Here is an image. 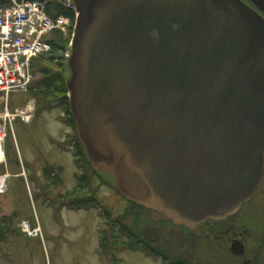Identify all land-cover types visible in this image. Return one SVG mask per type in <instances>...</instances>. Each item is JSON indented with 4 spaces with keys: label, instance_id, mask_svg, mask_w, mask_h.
I'll return each mask as SVG.
<instances>
[{
    "label": "water",
    "instance_id": "95a60500",
    "mask_svg": "<svg viewBox=\"0 0 264 264\" xmlns=\"http://www.w3.org/2000/svg\"><path fill=\"white\" fill-rule=\"evenodd\" d=\"M69 1L65 86L93 169L153 221L236 211L264 176V18L241 0Z\"/></svg>",
    "mask_w": 264,
    "mask_h": 264
},
{
    "label": "rangeland",
    "instance_id": "374dc122",
    "mask_svg": "<svg viewBox=\"0 0 264 264\" xmlns=\"http://www.w3.org/2000/svg\"><path fill=\"white\" fill-rule=\"evenodd\" d=\"M63 60H55L53 64ZM38 77L35 74L34 79ZM31 98L29 89L14 90L9 94L8 107L14 110ZM34 100L32 120L24 122L17 118L12 122L5 148L6 167L0 165V175L4 172L7 176L6 186H3L6 189L0 193L1 229L14 233L12 237L7 236L9 239L0 238V264H178L175 252L162 240L149 242L156 253L125 248L132 240L131 231L136 238L146 240L141 228L149 221V209L125 199L112 184L100 183L98 177L92 175V170L97 171L91 170V164L82 158L83 170L75 179L79 169L71 151L58 147V142L67 138L74 141L73 127L63 121L60 106L43 110ZM1 107L0 101V110ZM46 171L50 176L45 175ZM86 183L90 184V195L100 202L97 208L61 206L69 201L75 187H84L78 197L87 196ZM25 219L37 223L43 237L21 234L19 225ZM103 229L106 249L109 251L110 247L113 251L117 247V263L100 257L96 250L100 247L98 232ZM115 240L121 241L120 244L115 245ZM118 247L122 248L119 252ZM195 255L197 259L188 264H209L203 260L205 253L201 254L203 257Z\"/></svg>",
    "mask_w": 264,
    "mask_h": 264
},
{
    "label": "built area",
    "instance_id": "2783aa9c",
    "mask_svg": "<svg viewBox=\"0 0 264 264\" xmlns=\"http://www.w3.org/2000/svg\"><path fill=\"white\" fill-rule=\"evenodd\" d=\"M57 4L74 11L69 0H0V163L5 161V140L12 121L16 117L29 121L33 111L32 101L10 110L9 94L27 89L34 78L33 59L51 51L54 31L65 34L71 27V17L57 12ZM5 179L0 176V191ZM20 227L28 236H41L39 225L32 226L28 220H22Z\"/></svg>",
    "mask_w": 264,
    "mask_h": 264
},
{
    "label": "flooded vegetation",
    "instance_id": "af4514ba",
    "mask_svg": "<svg viewBox=\"0 0 264 264\" xmlns=\"http://www.w3.org/2000/svg\"><path fill=\"white\" fill-rule=\"evenodd\" d=\"M241 1L264 18V10L250 0ZM149 211V221L145 226L155 230L149 234L152 239L142 233L147 240L145 242L155 243L162 240L175 252L178 264H188L189 261L196 260V253L200 257L205 253L203 260L206 259L209 264H264V176L257 190L236 211L219 219L207 218L189 226L174 224L162 213L153 221L154 211ZM171 228L176 230V234L169 231ZM162 229L165 235L161 234ZM9 231L11 230H1L0 238L11 236Z\"/></svg>",
    "mask_w": 264,
    "mask_h": 264
},
{
    "label": "trees",
    "instance_id": "16d2710c",
    "mask_svg": "<svg viewBox=\"0 0 264 264\" xmlns=\"http://www.w3.org/2000/svg\"><path fill=\"white\" fill-rule=\"evenodd\" d=\"M56 4V3H53ZM58 6V7H57ZM56 11L61 12L64 14H67L71 17V23L73 21V13L72 11H67L58 4L56 5ZM72 29L69 27L67 32L64 34L61 31H54L53 33V40H51V51L44 55L37 58H34L32 61V68L34 76L35 74H38L39 77L36 79H33L32 83L29 86V92H31L32 96L42 105L43 110H47V108L60 106L62 108V111L64 112L63 115V121L67 123V126H72L74 129L75 136L74 141L72 139L67 138L64 142H58L59 148L62 150H70L73 158L74 163L76 167L79 169V172H76L75 179L79 177L80 170H83L81 168V158L86 163L89 164V162L86 159L83 146L81 142L78 140V137L76 135L75 131V123L72 115L70 114L69 107H68V98H67V90L65 86V80L68 76V68L66 65V60L63 58L64 52L68 48V42L70 40ZM64 59V62H57V65H54L55 60ZM54 65V66H53ZM54 102V103H53ZM70 136V135H69ZM89 167L91 170L93 169L90 165ZM48 171V170H47ZM45 172V175H48V172ZM92 175L95 177L97 176L100 183H106V179L99 174L98 172H95L92 170ZM54 183H57L56 179H54ZM88 183H86V186L88 188V194L85 197H78V195L81 193V190H84V187H75L73 194L68 198V202H63L61 206H65L70 209H89V208H95L96 205L100 203L95 196L90 195L91 189H89ZM85 186V187H86ZM78 188V189H77ZM93 194V193H92ZM132 202V201H130ZM135 202H133L134 204ZM2 224L0 223V231L2 230ZM130 230V229H129ZM131 231V230H130ZM100 234V247L98 249V253L101 257H107L108 261L110 263H117V257H116V248L113 249V251H110L112 248L109 247V251L106 249V243H105V235H104V229L99 232ZM130 237L132 238L131 241L125 246V248H129L132 250H141V251H148V253L157 252L154 247L151 246V244L145 242V240H142L140 238H136L133 231L130 233ZM115 239V238H114ZM121 241L115 240V245H119ZM121 247H118V252L121 251Z\"/></svg>",
    "mask_w": 264,
    "mask_h": 264
}]
</instances>
